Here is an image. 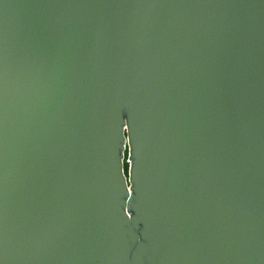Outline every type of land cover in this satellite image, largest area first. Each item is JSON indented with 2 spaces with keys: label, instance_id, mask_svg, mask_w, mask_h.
Returning <instances> with one entry per match:
<instances>
[{
  "label": "water",
  "instance_id": "95a60500",
  "mask_svg": "<svg viewBox=\"0 0 264 264\" xmlns=\"http://www.w3.org/2000/svg\"><path fill=\"white\" fill-rule=\"evenodd\" d=\"M0 264H264V0H0Z\"/></svg>",
  "mask_w": 264,
  "mask_h": 264
},
{
  "label": "trees",
  "instance_id": "16d2710c",
  "mask_svg": "<svg viewBox=\"0 0 264 264\" xmlns=\"http://www.w3.org/2000/svg\"><path fill=\"white\" fill-rule=\"evenodd\" d=\"M125 159H126V154H125ZM124 171L125 173L127 172V164H124Z\"/></svg>",
  "mask_w": 264,
  "mask_h": 264
}]
</instances>
